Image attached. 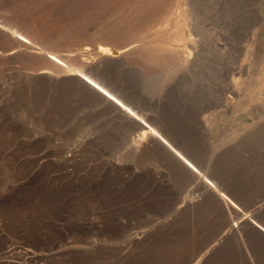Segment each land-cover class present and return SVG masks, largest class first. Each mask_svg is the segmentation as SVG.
Masks as SVG:
<instances>
[{"label":"rangeland","instance_id":"obj_1","mask_svg":"<svg viewBox=\"0 0 264 264\" xmlns=\"http://www.w3.org/2000/svg\"><path fill=\"white\" fill-rule=\"evenodd\" d=\"M121 1L0 0L1 26L36 35L23 45L0 29V264H264L263 234L238 227L264 226V0H143L146 17L121 26L131 51L113 57L103 39L136 2ZM87 62L239 200L228 237L201 181L139 157L134 134L76 91Z\"/></svg>","mask_w":264,"mask_h":264},{"label":"bare ground","instance_id":"obj_2","mask_svg":"<svg viewBox=\"0 0 264 264\" xmlns=\"http://www.w3.org/2000/svg\"><path fill=\"white\" fill-rule=\"evenodd\" d=\"M123 1L127 2L128 0L127 1L123 0ZM131 2L133 3L132 0H131ZM151 2H153L150 5L151 7H153V5H156V4H158L160 6L163 5V4H160L161 0H151ZM145 3L147 4L146 1H145ZM145 3H143V0L142 1L136 0V2H134V5L132 7H130V8H132V10L129 14L119 16V19L117 21L118 23L116 22L117 24H115V26L118 25V28L115 27L114 29H116V30L107 32L108 34H106V36L103 39L104 43L109 44V45H114L115 47L121 46V44H122V46L124 45V47H123L124 50H121V49L117 50V49H115V47H114V49L113 48H107V49H103V52L105 54H108V55L113 56V57H117V56L121 55L122 53L131 51V48H129V47L126 49L127 45L129 46V45L134 44V43L131 44L128 41V39L131 37L130 36L131 34L128 31L130 29V27L127 24L131 20L136 22V21L140 20L141 18L146 17V14H147L146 12L149 10V8H148L149 5H146ZM118 4H116V5H118ZM128 4H126V5H128ZM121 5H123V4L121 3ZM146 6H148L147 7L148 9L146 8ZM154 8L156 9V7H154ZM116 9H117V6H116ZM113 10H114V8H113ZM109 11H112V10H109ZM126 11H128V10H126ZM121 12L122 11H118L117 14H120ZM124 24L128 26V28L126 27L128 30H124V28L123 29L121 28V26L124 27ZM140 28L143 29V27H140ZM0 29L2 31H4L5 34L10 33L11 34L10 37L14 42H18V43H21L23 45L33 44L35 41V38H36V35L29 32V31H23V32H19V33L15 32V31L10 32L8 29H5L1 25H0ZM112 29H113V27H112ZM133 32L134 31H132L131 33H133ZM8 34H6V35H8ZM131 41H133V40H131ZM138 42H139V40H138ZM194 44L196 45V43H194ZM89 49L90 48H86L85 51H83V53L84 52L87 53L89 51ZM194 49H196V48H194ZM133 50H134V52H137V51H135L136 49H133ZM133 50H132V53L130 52V54H133ZM189 52H192V51H189ZM130 54L128 53V55H130ZM83 55H86V54H83ZM151 58H150V60H151ZM167 58H168V60H170L169 56ZM186 58H187V56H186ZM163 59H165V58H163ZM178 60H179V58L176 60V62ZM186 60H188V59H186ZM48 61L50 63L49 65H51L52 68L58 73L67 72L68 68L70 67L68 64L69 62L65 58L57 56V55H50ZM80 61H82V60H80ZM85 61H87V58ZM171 61H172V59H171ZM183 61H185V60L183 59ZM161 62H160L161 65H162V63L163 64L165 63V61L162 63ZM90 63L93 64L92 62H90ZM185 63L186 62H184V64ZM189 63L191 64V61ZM91 64H88V62H87V64H85L87 67L86 71H80L79 73H76V74L74 73L75 77L70 76V77H73V82L76 84V86H75L77 88L76 91H78V93H81V96H84V98H86L92 105H94L98 109H100L103 114L109 115L111 117L110 118L111 120H114L115 122L120 123V125H122V127L126 129L128 136L130 135V132L132 134H134V135H130V137L133 141L132 145H134V148H135L133 150H135V152L139 154V157H142L143 155H147L150 153L151 154L152 153L160 154V155L164 156L166 159H168L169 161H171L172 164H174L176 166V168L178 170H180L181 172H184L188 176H191V177L195 178L196 180L198 179L199 181H201L204 185L205 192L208 193V195L212 194L213 196H215V198H217V201L219 202V204H221V206L223 207L222 209L224 210V213H225V216H224L225 222H223L224 223L223 230L221 229L222 232H220V233L223 234V236H224L223 238L228 237V236L225 237V235L229 233V231H228L229 228L227 231H226V228L229 226V224L232 222V220L235 218V216H237V215L240 216V214L243 212V210L241 209V207L238 204L239 200L235 197L232 198L230 196V194H231L230 191L226 190V188L224 186L215 182L216 180L212 179L211 176L209 177L208 175H206L203 172L202 168L200 167V165L202 163L200 164L198 159L196 158L198 156H195L194 155L195 153L191 152L192 150L190 151L188 148H186V146L183 145V143L181 141L182 139L180 138L181 139L180 140L178 137L180 135L179 133H177V134H179L177 136V134L170 128V125L167 126L165 124L159 123V122L155 121L156 118L152 119L150 117L151 114L148 116L147 114L142 112L136 106V104H134L135 102L133 101L134 102L133 103L131 101V98L128 97L127 95H125L117 87H115L112 84V82H110V80H108V79L106 80L104 78H101V77H99L100 75L99 76L95 75L94 74L95 72L94 71L92 72ZM178 64H180V63H178ZM187 64H188V61H187L186 65ZM80 66H82V64H80ZM95 66H96V64H95ZM95 66H93V67H95ZM99 67H101V66H99ZM95 69L93 68V70H95ZM98 69H100V71H101V68H98ZM97 70H96V72H98ZM105 71H103V72H105ZM37 74L46 76V75H51L52 73L48 70H40L39 72H37ZM100 74H101V72H100ZM102 74H105V73H102ZM70 81H69V84H70ZM55 82H57V81H55ZM71 84H72V82H71ZM3 90H4V88H3ZM206 115H207V113H206ZM208 115H207V117L205 115L204 116L206 118H208ZM213 115L211 117H213ZM208 120H210V118ZM201 123H203V121ZM206 123H207V121H206ZM206 127H208V126H206ZM210 129H211V126H210ZM137 132H138V134H136ZM75 151H76V149H75ZM75 151L70 152L68 155L66 153L67 156H65V159L67 161H70L72 158H74V155L76 154ZM67 152H69V151H67ZM133 154H134V151H133ZM65 165H67V164H65ZM66 167H69V166H66ZM205 194L203 193V195H205ZM231 195L233 196V194H231ZM251 221L241 222V223H239L240 225H238V227L240 229H242V231L244 233L248 232V228L249 229L255 228L259 232H261L264 236V226L255 220H251ZM239 228L236 229V231L239 230ZM235 233H236V235H240L237 232H235ZM239 233H242L241 230H239ZM232 234L234 235L233 232H232ZM16 249H17V247L16 248L13 247L12 249H10L6 253H11V252L14 253V251ZM212 249H213V246L210 247V250H212ZM32 255H34V253ZM205 257H206V254L202 255L199 259L195 260L193 262V264H201L204 261ZM32 259H33V257H32Z\"/></svg>","mask_w":264,"mask_h":264}]
</instances>
